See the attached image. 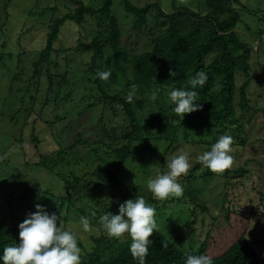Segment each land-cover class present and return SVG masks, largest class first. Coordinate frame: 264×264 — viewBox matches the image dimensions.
Returning a JSON list of instances; mask_svg holds the SVG:
<instances>
[{"label":"rangeland","instance_id":"rangeland-1","mask_svg":"<svg viewBox=\"0 0 264 264\" xmlns=\"http://www.w3.org/2000/svg\"><path fill=\"white\" fill-rule=\"evenodd\" d=\"M74 1L98 9L105 0H0V162L4 159L13 165L9 168L7 163H0V228L18 226L40 204L49 213L58 215L60 226L74 234L83 262L95 249V240L114 241L115 237L104 230L101 217L108 212L117 214L121 203L143 196L151 207L159 206L166 221L156 218L158 227L182 250L190 244L197 249L206 241L207 255L215 258L245 236L256 242V249L264 258V200L260 201L256 194L260 191L264 195V48L259 53L253 51L250 59L251 84L247 91L251 110L243 116L239 112L247 123V145L232 151L231 167L247 166L252 177L230 181L222 173L213 172V176L208 177L211 171L197 159L206 148L190 144L191 139L197 142L206 139L208 130L202 129L201 120L195 123L193 117L183 116L184 124L187 125V118L192 119V124H188L189 130L178 131L179 144L171 142L169 146L171 139L162 137L161 141L158 135L156 140L147 138L150 131L154 134L156 130H147L138 114L148 120L161 116V103L157 98L152 99V93L131 90L130 85L128 89L126 80L120 82L121 76L116 82L109 76L107 93L131 97L136 123L123 114L118 103L113 108L106 105L89 108L83 102L88 95L80 90L86 87L80 73L91 67L94 52L90 44L99 31L104 30L99 29L95 19L86 17L83 23H63L53 45L60 57L53 62L48 59L36 72L34 65L41 62V53L53 28L51 25L76 14ZM179 1L192 11L207 10L205 0ZM155 2L161 3L167 14L176 11L174 6H182L175 0H112L111 11L120 26V46L131 58L151 51L155 44L153 34L158 31L159 35L168 22L152 11L147 15L146 26L134 28L137 17L126 10V5L143 8ZM241 2L242 5L234 8L243 14L245 24L252 31L241 23L236 33L242 42L252 46L256 33L264 30L260 22L264 18V0ZM80 43L86 46L77 50ZM111 58V51L106 48L96 58L94 70L101 68V71H115L119 75ZM19 72L20 77L15 79ZM49 73L58 79L76 77L73 82L80 90L79 97L71 95L67 101H61L62 89L56 85L51 87ZM244 79L238 73V87ZM238 99L237 94L236 101ZM139 101H143L142 109L135 106ZM109 130H112L111 137L107 138L105 132ZM133 134H140V140H133ZM170 136L173 138V133ZM125 147L131 151L130 157L118 167L113 150ZM181 148L189 152L191 164L187 174L178 178L184 188L183 194L165 200L155 199L147 190V180L165 171V162ZM197 166L201 168L196 170ZM116 170H119L118 183L113 187H87L98 180L102 171ZM189 193L195 194L197 203L208 210L197 208L194 211ZM81 216L88 218V230L79 223ZM194 220L195 224H187ZM128 239L125 233L117 242Z\"/></svg>","mask_w":264,"mask_h":264},{"label":"trees","instance_id":"trees-1","mask_svg":"<svg viewBox=\"0 0 264 264\" xmlns=\"http://www.w3.org/2000/svg\"><path fill=\"white\" fill-rule=\"evenodd\" d=\"M175 1L177 3L180 2L179 4L182 6H174L176 11L172 14L165 13L161 3L158 2L143 8L131 6L127 3L126 10L137 17L134 28L146 26L147 15L152 11H156L159 18L168 22V25H164V29L159 35L158 31L153 34L155 44L152 50L132 58L120 46V26L111 11L112 0H105L103 6L98 9L93 8L91 5H86L82 1H74L77 5L76 14L68 15L67 19H58L51 25L53 28L47 39V45L41 53V62L34 65L36 72L48 59L49 62H53L57 57H60L58 56V50L53 49V45L58 39L62 24L66 23V21L79 24L83 23L86 17H91L95 19L99 29L104 28V30L102 32L99 31V34L90 44V48L94 52L91 58V67L85 73L78 72L82 75V80L86 86L80 90L88 95L87 99L83 98V102L87 107L106 105L113 108L118 103L123 110V114L128 116L132 123H136L137 114L132 108L134 104L131 103L129 97L126 94H124L126 97L108 94L106 80H101L96 76V73L101 71V68L94 70L96 58L108 48L111 51L113 65L119 72V75L115 71L110 73V78L113 81L116 82L121 76L120 82L126 80L127 86L130 85L132 87L131 90L136 89L143 94L153 93V91L158 90L157 100L161 103L159 109L161 116L151 117L148 120L143 114L141 116L138 114V118L147 126V130H156L154 134L150 131L147 138L156 140L158 135L157 139L161 141L162 137L171 139L169 146L171 142L172 145L179 144L178 131L189 130L191 126L188 124H192V119L187 118V121H185L188 126L184 124L183 120L178 122V118L170 110L171 106L167 93L173 88L190 89L191 78L197 72H203L206 74V80L203 85H197L195 88L198 93L195 102L199 103L201 107L197 111L184 116L193 117L194 122L195 120H201L202 129H207L208 131L205 136L206 139L198 142L191 139L190 144L202 145L206 150H209L211 144L220 135L227 134L233 139L230 152V155L233 156L232 151L234 149H244L247 145L248 135L245 126L247 123L244 121L245 119L243 120L245 117L242 116L245 112L249 113L251 110L247 91L251 84L250 59L253 51L259 53L261 48H264V41H262L264 30L259 29L256 33L257 38L253 41L252 46L242 42L236 33L238 26L243 23V27L245 26L247 30L252 31V29L248 27V24H245L243 14L234 8L235 5H242L241 0H205L207 6L205 12L192 11L184 6V2ZM260 22L264 25L263 17ZM85 46V43H80L77 50L79 48L83 49ZM256 47L257 51L255 50ZM64 60L68 61L67 58ZM55 64L53 66H56ZM130 73L131 75H129ZM238 73L245 77L240 87L237 86ZM19 74L20 72L17 73L15 79L20 77ZM48 76L51 87L56 85L59 90L62 89L61 101H67L71 95L79 97L80 90L78 91L79 88L75 87L77 83L73 82L76 77L68 80L65 76L58 79L52 73H49ZM70 84L73 85L72 88ZM236 93L238 94V101H236ZM139 102L135 103V106L142 109L143 101ZM55 113H58L57 110ZM49 124L52 125V123ZM139 128L138 126V130ZM111 131L105 132L107 138L111 137ZM170 133H173V138ZM113 136L115 138V135ZM140 137V134H133L132 139L140 140ZM113 151L118 159V167L123 166L131 154V151L126 147L114 149ZM2 162H0L2 165L7 163L9 168L13 166L8 161L4 162V159ZM200 168L201 166H197L196 170ZM118 174L119 170L111 173L102 171L98 176V180L90 182L87 187L111 188L118 183ZM207 176L211 177L213 173L208 172ZM222 176L230 181L247 180L252 177L247 166L246 168L239 167L238 169L230 167L222 172ZM256 194L260 201L264 200V195L260 191H257ZM30 196L29 198H32ZM188 196L193 201L194 211L197 208L202 211L208 210L205 206L197 203L198 199L195 194L189 193ZM253 201L254 199H252ZM187 203L190 206V202ZM153 208L155 209V222L156 218L165 220L161 216L159 206H153ZM158 210L159 212L157 213L156 211ZM167 221L170 222V219H167ZM195 222V220L188 221L187 224L193 225ZM18 231V226L7 229L0 228V254H2L5 246L19 243ZM150 239L151 243L148 245L147 254L141 260L140 257H134L129 251L131 239L118 244V238H114L113 242H106L103 241V238H100L95 240V249L87 254V258L81 264H185L186 254L207 255L206 241L197 249H194L190 244L189 248L182 250L167 238L158 225ZM115 247L117 248L115 249ZM211 259L212 264H264V258L260 256L256 249V242L250 241L245 236H242L229 246L222 255Z\"/></svg>","mask_w":264,"mask_h":264},{"label":"clouds","instance_id":"clouds-1","mask_svg":"<svg viewBox=\"0 0 264 264\" xmlns=\"http://www.w3.org/2000/svg\"><path fill=\"white\" fill-rule=\"evenodd\" d=\"M96 76L107 80L110 72L98 71ZM205 80L206 74L197 72L190 80V89L173 88L167 93L170 110L178 120L201 107L195 102L198 95L195 88L203 85ZM157 91L152 93L153 100L157 98ZM232 143L230 135H220L209 150L197 159L211 172L222 173L233 164V156L230 155ZM190 167L189 152L184 148L179 149L177 154L165 162V171L147 180V190L158 200L170 196L180 197L184 188L178 178L186 175ZM35 208V212L27 214L18 225L19 243L3 248L0 264H81V249L74 234L60 226L58 215L49 213L40 204ZM154 217L155 209L146 203L143 196H135L121 203L117 214L108 212L101 217V221L110 237L120 238L127 233L131 239L130 253L142 260L151 243L150 237L157 228ZM79 223L84 230H88L87 217L81 216ZM185 264H212V259L205 254H186Z\"/></svg>","mask_w":264,"mask_h":264},{"label":"built area","instance_id":"built-area-1","mask_svg":"<svg viewBox=\"0 0 264 264\" xmlns=\"http://www.w3.org/2000/svg\"><path fill=\"white\" fill-rule=\"evenodd\" d=\"M255 50H257V47L255 48Z\"/></svg>","mask_w":264,"mask_h":264}]
</instances>
